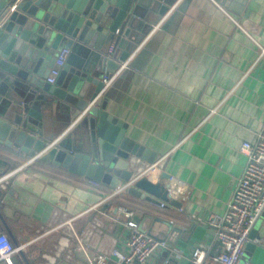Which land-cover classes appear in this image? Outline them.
Returning a JSON list of instances; mask_svg holds the SVG:
<instances>
[{"label": "crops", "instance_id": "obj_1", "mask_svg": "<svg viewBox=\"0 0 264 264\" xmlns=\"http://www.w3.org/2000/svg\"><path fill=\"white\" fill-rule=\"evenodd\" d=\"M175 1L159 19L160 27L138 48L159 20L148 22L151 26L131 49L130 64L105 68L100 79L119 72L102 101L122 121L128 137L155 152V160L166 156L161 174L169 179L160 176L155 183L169 185L168 195L179 207L118 192L39 159L0 190V231L24 245L12 258L15 264L41 263L42 253L65 235L66 228L57 223L61 217L56 214L61 213L75 218L68 236L73 259L63 255L56 264H90L112 248L126 251L134 214L138 229L166 241L144 264H188L199 245L207 256L219 252L206 219L226 211L247 164L240 147L243 141L255 143L264 127V0ZM115 41L116 36L107 47ZM62 47L72 49L69 44ZM122 51L116 46L114 58ZM87 54V47L71 50L67 62L77 65ZM69 115L58 107L45 111L46 142L70 131L77 120L70 124ZM30 153L0 142V176L23 165ZM120 208L132 217L126 218ZM41 227L48 232L39 237ZM252 232L253 246L245 249L241 264H264V210ZM106 264L121 263L111 257Z\"/></svg>", "mask_w": 264, "mask_h": 264}, {"label": "water", "instance_id": "obj_2", "mask_svg": "<svg viewBox=\"0 0 264 264\" xmlns=\"http://www.w3.org/2000/svg\"><path fill=\"white\" fill-rule=\"evenodd\" d=\"M174 1L0 0V142L26 152L31 149L32 156L46 142L45 111L62 108L70 113V124L77 121L46 160L111 189L122 188L133 197L153 203L164 199L179 207L168 195L169 185L145 177L127 185L134 173L133 159L150 164L156 153L128 137L122 121L107 111L99 97L100 72L118 69L145 28L156 23ZM115 36V43L107 47ZM62 44H69L72 52L87 47L88 54L77 65L66 61L56 83L50 85L42 80ZM116 46L124 49L118 59ZM168 178L167 173L161 175ZM137 220L134 214L135 225ZM252 246L248 243L246 249L251 251Z\"/></svg>", "mask_w": 264, "mask_h": 264}, {"label": "built area", "instance_id": "obj_3", "mask_svg": "<svg viewBox=\"0 0 264 264\" xmlns=\"http://www.w3.org/2000/svg\"><path fill=\"white\" fill-rule=\"evenodd\" d=\"M181 1L182 0H176L175 5ZM160 20L142 40L138 48H141L160 27L162 23ZM69 54L70 49L67 47H62L58 50L54 65L46 79L48 84L54 85L56 83L57 77L65 65ZM130 55L122 62L121 69L130 64L134 54L132 53ZM118 74L119 72L110 74L105 73L103 75V86L99 92V97H101L114 83ZM67 132L68 130L66 133ZM66 133H63L60 137L50 142H44L42 148L39 151H34L30 159L23 165L11 172L1 175L0 190L6 189L10 178L14 174L32 165L39 159H46L49 151L56 147L60 139H62ZM240 151L246 156L247 164L241 177L236 182L232 198L227 205L226 211L222 215L210 214L206 219V224L214 231L215 238L219 245V252L215 255L207 256L203 246H196L190 255L188 264H241V258L250 242V232L264 210V127L258 133L256 142L250 143L248 141H243ZM133 160L135 163L134 173L127 185L133 184L141 177H145L152 183L157 182L162 175L161 171L165 164L166 156H161L152 163L146 164V166H139V159L134 158ZM119 189L118 192L124 191L122 188ZM161 205L163 206L164 204L162 203ZM120 209L126 218L130 219L132 217L133 213L131 211H127L124 208ZM56 217H61L60 221L58 220L57 223L58 226L66 228L65 235L60 237L51 250L42 253L40 264H56L63 255L67 261L73 259V252L69 248L68 241L71 236L70 230L73 229V221L75 218L65 213H61L60 215L56 214ZM128 225H130L131 230L126 242V251L122 252L117 248H112L107 253L99 254L95 261H89V263L106 264L107 259L112 257L116 258L121 264H144L156 250L166 247V241L159 240L146 234L131 222H128ZM37 232H41V234H39L40 237L42 234L47 233L48 230H44V228L41 227ZM23 249L24 245H15L6 233L0 231V264H15L12 258L16 254L21 253Z\"/></svg>", "mask_w": 264, "mask_h": 264}, {"label": "rangeland", "instance_id": "obj_4", "mask_svg": "<svg viewBox=\"0 0 264 264\" xmlns=\"http://www.w3.org/2000/svg\"><path fill=\"white\" fill-rule=\"evenodd\" d=\"M243 262V261H242Z\"/></svg>", "mask_w": 264, "mask_h": 264}]
</instances>
